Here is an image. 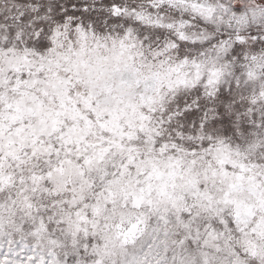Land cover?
<instances>
[{"label":"snow or ice","instance_id":"1","mask_svg":"<svg viewBox=\"0 0 264 264\" xmlns=\"http://www.w3.org/2000/svg\"><path fill=\"white\" fill-rule=\"evenodd\" d=\"M0 264H264V0H0Z\"/></svg>","mask_w":264,"mask_h":264}]
</instances>
